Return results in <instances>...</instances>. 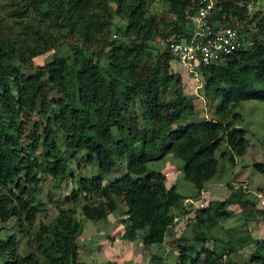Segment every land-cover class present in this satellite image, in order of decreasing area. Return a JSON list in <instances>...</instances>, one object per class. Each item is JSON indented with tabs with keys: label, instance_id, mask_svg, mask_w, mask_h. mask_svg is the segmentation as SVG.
<instances>
[{
	"label": "trees",
	"instance_id": "obj_1",
	"mask_svg": "<svg viewBox=\"0 0 264 264\" xmlns=\"http://www.w3.org/2000/svg\"><path fill=\"white\" fill-rule=\"evenodd\" d=\"M157 1L167 6V11L149 14L152 0H65L62 13L55 18L61 19V29L80 44H67L66 57H53L37 67L31 60L55 43L22 20L44 17L51 0H22L12 13L20 19L16 24L22 35L31 36V42L11 39L0 29V225L13 220V227L25 235L28 248L18 255L14 236H3L0 264H83L76 262L75 241L81 224L74 217L75 210L83 220H105L106 211L115 210L114 200L125 206L121 241H139L144 249L160 245L177 216L171 211L186 198L175 186L166 188L162 176L146 164L167 154L179 160L181 178L195 191L194 198L216 173L214 153L220 143L236 156L243 154L245 131L232 126L224 112L229 105L264 102V17L255 21L258 31L245 49L219 64L198 69L203 97L218 101L217 119L182 125L191 105L182 93L180 76L168 71L169 62L176 61L160 53L156 45L150 47V42L185 36L188 16L199 0ZM251 1L255 0H214L217 17L241 19L244 6ZM114 15L123 22L116 30H121L122 40L110 41L107 34ZM93 44L99 46L96 52L91 50ZM102 58L104 66L99 64ZM147 61L150 66L142 76L141 64ZM50 93L55 99L48 98ZM166 93L172 97L163 103ZM134 107L141 110L143 122L154 126L140 129L132 113ZM33 116L37 120H32ZM160 122L165 131L156 127ZM56 134L66 151L84 152L96 174L78 179L76 189L63 201L69 207L44 224L36 222L44 205L30 191L38 186L40 175L49 177L54 186L66 176L67 163L55 142ZM119 163L124 164L125 174L102 187V178ZM252 169L264 180V164H254ZM244 197L243 192H230L223 201L198 211L205 219H194L192 226L215 227L217 220L231 216L228 207L252 206V200ZM198 232L192 231L191 238L200 248L178 246V264H220L224 253L251 245L247 264H264V240L243 237L233 246L215 239L214 246L207 249ZM215 244L223 251H216Z\"/></svg>",
	"mask_w": 264,
	"mask_h": 264
},
{
	"label": "rangeland",
	"instance_id": "obj_2",
	"mask_svg": "<svg viewBox=\"0 0 264 264\" xmlns=\"http://www.w3.org/2000/svg\"><path fill=\"white\" fill-rule=\"evenodd\" d=\"M21 1L1 0L0 29L8 34L11 39H24L26 42H31L32 37L22 35L21 29L16 24L20 19L12 17L14 9L21 4ZM64 2L65 0H51L50 10H47L44 17L31 16L26 20H22L23 23L27 21V23L38 27L40 31L55 43L51 50L31 60L34 67L49 63L53 57H66L68 54L67 44H80L74 36H70L61 29V19L59 17L55 18L56 14L62 13L61 8ZM148 5L147 11L149 14L158 15L167 11V6L160 4L157 0H152ZM109 6L112 11L115 10L114 4L110 1ZM122 23L120 18L115 15L113 16L107 39L110 41L122 40L121 30L116 32L117 29L122 28ZM152 45L155 44L150 42V47ZM98 47L97 44H93L91 50L96 52ZM153 57L151 55L152 59ZM99 64L104 66L106 65V61L102 58L99 60ZM168 65L169 73L180 76L182 93L191 105L187 118L181 124L186 125L217 119L214 113L218 101L203 97L202 83L198 71L190 75L175 62L170 61ZM149 66L148 61L141 64L142 76L145 75ZM30 71H25V73ZM171 97V93H166L163 103L169 101ZM48 98L55 99V96L53 93H50ZM132 113L136 116L140 129H148L153 125L140 119L141 110L139 107H134ZM224 113H228V119L231 118L232 126L245 131L244 139L247 141V146L240 156H236L234 153L228 151L222 143L216 148L214 157L216 158L217 167L214 177L204 183L205 188L198 193L197 199L181 200L177 210L171 211L174 215L177 214V218L173 221L169 232L170 235L166 238L165 246L169 251L165 258L159 259L157 257L158 251L149 257L144 254L141 255V253L139 255L140 250L136 249V245L127 246L120 242L119 237L125 228L121 215L125 211V206L121 200H114L116 202L115 210L109 213L106 211L105 220L86 221L81 219L78 210H75L74 217L81 224V231L75 241V244L79 247L76 254L77 262L88 264L91 263L90 259L97 262L104 259L103 261H114L120 264H178V257L176 256L178 246L192 245L197 249L200 248L201 245L191 238V232L196 230L204 236V243L202 245L207 249H211L214 246L213 242L215 239H220L225 243L228 242L230 245L236 246L242 241L243 237L257 241L264 238V215L262 214L264 210V186L259 185V181L264 182V180L252 169V165L254 164H264V102L246 101L242 102L239 106L229 105ZM233 115L234 118L232 119ZM31 119L37 120L36 116H33ZM41 122L43 124L44 120ZM156 127L162 128L163 131L166 130L165 127L163 128L161 122ZM173 128L174 126H171L170 129ZM55 142L59 146L67 163L64 180L57 186H54L49 177L40 175L41 181L38 186L30 191L31 196L44 205V210L36 217V222L41 221L44 224L49 223L60 209H67L69 207L63 201L71 191L76 189V181L78 179L90 178L96 174L95 166L87 160V155L84 152L71 153L66 151L59 134L55 135ZM229 157L231 161H229ZM146 167L152 168L162 176L163 184L166 188L173 185L176 188V192L182 196L190 197L194 194L195 191L190 184L181 178L179 160L172 156L167 154L156 163L146 164ZM124 174V164H117L116 168L112 169L110 173L102 178L101 186L105 187L108 182L121 178ZM230 192L235 194L243 192L245 194L243 200H252V206L246 204L244 205V209L235 205L228 207L227 210L231 212V216L227 219L217 220L216 226L208 230L192 226L194 219H205V216L201 215L198 211L206 209L214 202L223 201ZM70 208L73 209L72 207ZM183 211H187L188 213L184 216L182 215ZM12 221L9 220L0 225V238L7 235L14 236L16 239V252L18 255H23L28 252L27 240L24 234L20 235L16 227H13L14 222ZM183 237L184 240H180ZM251 246L232 253H224L219 263L247 264L248 255L252 249ZM152 247L157 248V245ZM220 249V245L215 244V250L223 251ZM200 259L203 260V256Z\"/></svg>",
	"mask_w": 264,
	"mask_h": 264
},
{
	"label": "built area",
	"instance_id": "obj_3",
	"mask_svg": "<svg viewBox=\"0 0 264 264\" xmlns=\"http://www.w3.org/2000/svg\"><path fill=\"white\" fill-rule=\"evenodd\" d=\"M214 3V0L196 3L188 16L189 30L185 36L176 41L155 40L159 52L167 53L190 75L245 49L258 31L255 21L264 17V2L261 0L247 3L243 18L230 21L224 16L217 17Z\"/></svg>",
	"mask_w": 264,
	"mask_h": 264
},
{
	"label": "crops",
	"instance_id": "obj_4",
	"mask_svg": "<svg viewBox=\"0 0 264 264\" xmlns=\"http://www.w3.org/2000/svg\"><path fill=\"white\" fill-rule=\"evenodd\" d=\"M260 182V186H264V182H262V181H259ZM195 194V193H194ZM194 194H192L190 197L189 196H183V197H185L187 200L188 199H196V196L193 198L192 196L194 195ZM186 199H184V200H186ZM205 200V199H204ZM177 218V217H176ZM175 218V219H176ZM124 231V230H123ZM169 232H170V230H169ZM168 232V233H169ZM170 235V234H169ZM121 236V235H120ZM168 236H165V238H164V240H163V242L160 244V245H157V248L156 247H152V246H154V245H152V246H150V247H148V248H143L141 245H140V242L139 241H134V242H125V241H121L120 240V242H122V243H124V244H126L127 246H130V245H136V249H138V250H140L139 251V255H140V253H141V255L142 254H144V255H146V256H152L153 254H154V252H156V251H158L157 252V257L159 258V259H163V258H165V256H166V254H167V252L169 251L168 249H166V246H165V242H166V238H167ZM119 239H120V237H119ZM262 240H264V238L262 239ZM76 245V244H75ZM76 247H77V250H78V245H76ZM246 249V248H245ZM166 252V253H165ZM155 256V255H154ZM177 256V255H176ZM76 258H77V255H76ZM104 260V259H103ZM102 260V261H103ZM90 261H91V263H88V264H107V263H110V264H120V263H118V262H114V261H100V262H97L96 260H93V259H90ZM76 262H77V260H76ZM79 263V262H78Z\"/></svg>",
	"mask_w": 264,
	"mask_h": 264
}]
</instances>
